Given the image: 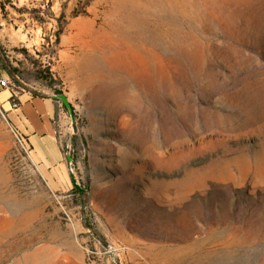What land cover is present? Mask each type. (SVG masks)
<instances>
[{"label": "rangeland", "instance_id": "rangeland-1", "mask_svg": "<svg viewBox=\"0 0 264 264\" xmlns=\"http://www.w3.org/2000/svg\"><path fill=\"white\" fill-rule=\"evenodd\" d=\"M0 61V264H264V0H0Z\"/></svg>", "mask_w": 264, "mask_h": 264}, {"label": "crops", "instance_id": "crops-1", "mask_svg": "<svg viewBox=\"0 0 264 264\" xmlns=\"http://www.w3.org/2000/svg\"><path fill=\"white\" fill-rule=\"evenodd\" d=\"M17 99L19 102L17 108L7 107L6 112H3L12 129L36 153H42L45 150V144H49L51 147L55 146V104L53 98L23 90Z\"/></svg>", "mask_w": 264, "mask_h": 264}, {"label": "built area", "instance_id": "built-area-1", "mask_svg": "<svg viewBox=\"0 0 264 264\" xmlns=\"http://www.w3.org/2000/svg\"><path fill=\"white\" fill-rule=\"evenodd\" d=\"M9 82L5 77L0 76V90L3 88H8ZM10 107L15 109L19 106V102L17 99V95L12 91L9 97ZM0 113L4 116L1 105H0Z\"/></svg>", "mask_w": 264, "mask_h": 264}, {"label": "water", "instance_id": "water-1", "mask_svg": "<svg viewBox=\"0 0 264 264\" xmlns=\"http://www.w3.org/2000/svg\"><path fill=\"white\" fill-rule=\"evenodd\" d=\"M55 97H56L57 99H59V100L62 102V104H63L68 110H70V104H69V102L67 101V98H66V96H65L64 94H57V95H55ZM66 160H67L68 162L71 161V156H70L69 154H66ZM72 182L74 183V185H76V186L78 187L79 192H81V189H80L79 186L75 183V181H74V179H73V176H72Z\"/></svg>", "mask_w": 264, "mask_h": 264}, {"label": "trees", "instance_id": "trees-1", "mask_svg": "<svg viewBox=\"0 0 264 264\" xmlns=\"http://www.w3.org/2000/svg\"><path fill=\"white\" fill-rule=\"evenodd\" d=\"M0 69L3 71V72H5V73H7L8 75H10V76H13V75H15V76H19V71H18V69L16 68V67H13V66H9L8 67V69H6L5 67H4V65L2 64V62L0 61ZM0 76H1V74H0ZM34 94V93H33Z\"/></svg>", "mask_w": 264, "mask_h": 264}, {"label": "bare ground", "instance_id": "bare-ground-1", "mask_svg": "<svg viewBox=\"0 0 264 264\" xmlns=\"http://www.w3.org/2000/svg\"><path fill=\"white\" fill-rule=\"evenodd\" d=\"M107 86H108V87H107V90L111 88V86H110V85H107Z\"/></svg>", "mask_w": 264, "mask_h": 264}]
</instances>
